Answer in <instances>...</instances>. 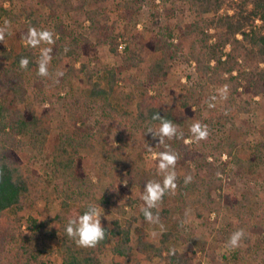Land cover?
Instances as JSON below:
<instances>
[{"label":"trees","instance_id":"16d2710c","mask_svg":"<svg viewBox=\"0 0 264 264\" xmlns=\"http://www.w3.org/2000/svg\"><path fill=\"white\" fill-rule=\"evenodd\" d=\"M14 1L0 0V22L9 19L16 28L19 41L23 42L22 37L30 27L45 30L44 25L50 19L55 44L48 46L53 49L49 76L41 77L37 61L44 44L31 48L23 43L16 51L0 42V264H104L102 257L108 250L112 254L108 264H140L133 259L135 253L147 260L159 258L165 264H201L194 253L190 255L170 246L183 240L184 234L188 235L181 221L173 219V213L191 208L198 219L204 218L206 213H220L222 199L217 201L212 196L216 185L214 180L192 177L191 182L185 184V177L176 173V190L166 193L158 208L153 210L159 215V221L166 225L159 243L150 241L141 229H135L136 248L132 245L133 226L139 220L146 221L141 207L135 209L138 214L129 217L128 208L137 207L138 201L128 192L134 186L144 188L148 181H153V171H147L143 159L139 158L121 177V181L127 182L126 186L109 187L102 193L100 183L118 160L134 148L135 131L149 133L151 129L155 132L154 126L160 124L152 119L156 113L172 121L178 135L171 140L165 138L163 144L149 142L146 146L148 153L172 151L178 155L176 166L196 163L210 173L225 153L244 174L250 176L259 171L264 159V142L258 143L250 157L244 159L235 153L236 142L231 139L210 137L199 147L186 145L189 134L183 128L189 121L201 118L198 102L210 87L228 86L227 107L214 109L210 115L212 121L223 120L228 124L250 110L248 102L246 105L238 102L243 93L251 92L254 96L264 93V0H180L186 2L197 17L183 32L194 35L188 53L169 27L160 28L146 44L132 37L115 35L114 27L107 24L109 16L97 8L107 0H41L40 3L19 0L22 5L18 10ZM159 1L160 4L156 0H125L120 9L126 16H131L150 2L158 23L159 10L172 0ZM6 3L10 6L6 7ZM44 8L49 14H45ZM65 16H73L76 25L68 29ZM83 22L89 24L86 29ZM92 36L97 42L108 44L111 52L121 58L122 64L106 66L97 55L92 56L96 52ZM119 38L125 44L123 51L119 49ZM146 50L160 53V57L146 69L145 80L123 77L125 71L145 62ZM82 56L91 59L88 64L81 63L77 67ZM22 57L29 60L27 69L20 68ZM178 58L196 62L198 80L182 92L172 90L173 104L168 108L164 95L166 80L170 64ZM57 71L64 73L58 82ZM77 78L87 80L89 87L76 88L74 80ZM122 82L133 89H120ZM28 88L32 89L31 97ZM58 90L66 91L64 109L80 118V127L74 135L58 134L53 162L46 172L54 180L53 196L60 201V209L53 220L29 216L27 229L30 234L27 235L19 213L47 200L50 191L45 178L31 166L32 157L23 162L21 153L27 147L41 153L46 147L54 129L55 108L51 106L39 112L37 106L53 99ZM83 107L99 111L94 124L82 117ZM194 107H197L196 111ZM222 125H212V128H221ZM112 133L116 134L117 141L113 146L109 143ZM83 151L91 153L98 182L84 168ZM209 158L214 161L209 162ZM162 180L160 174L157 182ZM225 200L237 225L224 232L218 231L217 240L227 245L233 232L240 229L245 232L240 247L231 249V263L264 264V207L254 210L256 203L252 194L243 195L241 199L228 196ZM89 205L115 208L119 219L103 226L105 239L95 248H81L67 237L65 226L69 219L83 214ZM52 222L58 225L56 229L51 227ZM254 234L261 236V248L257 253L251 246ZM188 237L193 239L191 234ZM46 239H58L60 263L49 261L45 249L34 250L30 246L34 240ZM207 254L213 263L222 264L217 262L215 252L208 251Z\"/></svg>","mask_w":264,"mask_h":264},{"label":"rangeland","instance_id":"374dc122","mask_svg":"<svg viewBox=\"0 0 264 264\" xmlns=\"http://www.w3.org/2000/svg\"><path fill=\"white\" fill-rule=\"evenodd\" d=\"M41 0H36V3H40ZM76 0H73V2ZM125 0H107L102 3L97 8L104 14L109 16L108 25L114 27L115 35H123L125 37H132L142 44H146L149 40L156 35L160 28H171L176 36L177 41L182 42L183 49L186 53L190 51L192 46L194 35H185L183 32L197 20L196 14L191 10L190 6L180 0H172L168 2L164 8H161L160 18L158 23L154 18V6L149 3L145 4L143 9L131 16H126L125 11L120 9V4H123ZM77 2V1H76ZM15 5L21 7L19 0L14 1ZM157 4H160L159 0H156ZM9 7V3L5 4ZM45 14H49L48 9L44 8ZM173 12V14H172ZM47 16V15H46ZM7 19V18H4ZM4 19L1 20L0 25L3 24ZM9 20V19H8ZM52 20H48L44 27L49 31L53 32L54 26L51 23ZM65 25L69 29L76 24L73 22V16H65ZM88 22H83V27L86 29ZM91 40L93 44L96 45V52L92 53L97 55L99 59L106 66H119L121 65V58L113 54L110 50V46L105 43H99L98 40L92 36ZM102 41H106L102 40ZM7 48H14L19 51L23 42L19 41L16 35V28L11 22V28L9 29V34L5 37V43L1 42ZM119 43H121L119 49L123 51L125 46L123 40L119 38ZM49 45L44 44L43 47H48ZM145 62L142 63L137 68H132L131 70L125 71L123 77L133 78L137 80H145L146 69L150 64L160 57V53H153L150 50L144 52ZM90 57L82 56L80 62L76 64L77 67L81 66V63L88 64ZM170 71L168 78L166 80L164 95L167 101V107H171L173 104V96L171 91L182 92L186 87H191L192 82L198 80V75L196 72V62L185 61L184 58H178L170 64ZM76 88H88L89 84L87 80L77 78L74 80ZM221 87L214 86L207 89L205 95L199 99L198 106H200L201 118L197 120L189 121L183 128V131L189 134V140L192 138L190 132L191 125L199 121L201 124L207 125L209 136L206 140L199 142L185 143L186 145H195L199 147L201 143L208 141L210 137H218L231 139L236 142L235 153L239 157L248 159L250 155L254 152V149L258 143L264 142V93L258 96H254L251 92L243 93L238 102L241 105H246L248 102L250 110L247 113L239 114L232 124L225 123L223 120L217 121L216 119L212 121L210 115L212 110L219 109L222 110L226 108V100L220 99L218 94V89ZM120 89L131 91L133 87L124 82L121 83ZM29 95L32 96V89H29ZM242 91V90H241ZM229 92L227 93V97ZM216 97V100H212V97ZM66 97L65 90H58L55 93L53 99L46 101L44 104H39L38 111L42 112L51 106L55 108V122L54 129L48 138L46 147L41 153H36L30 147H27L21 153V159L23 162H27L29 157L30 164L40 175H42L49 185L50 194L47 200L40 201L35 208L23 211L19 213L22 218V226L25 233L28 235L30 232L27 229V219L29 216L36 217L39 220H53L60 209V201L56 200L53 196V182L50 175L46 172L50 169L53 162V149L57 141L59 133L66 134H76L80 127V118L73 113H68L64 109V98ZM209 103H213L214 107H209ZM82 117L87 119L89 123L94 124L96 119L99 117V111L97 110H87L82 108ZM136 110L135 106L132 108ZM193 110H197L194 107ZM222 123L221 128H212V125H217ZM154 131H158L159 124L154 126ZM152 135V139L150 136ZM26 140L27 138H22ZM134 148L128 152V154L119 159L117 164L114 166L112 171L101 179L100 188L102 193L106 191L107 188H117L120 184L123 186L127 185V182L121 181V177L129 169H131L135 161L139 158L143 159L144 167L147 171H153L152 179L153 181L159 180L160 173L157 168L158 154L159 151H153L148 153L146 151V146L149 142L156 143L159 142V138L153 136V134L144 131H135L134 136ZM150 140V141H149ZM110 145H117L116 134L112 133L109 136ZM84 156L83 165L86 172L93 178L94 181L98 182V176L96 174L95 167L90 158L91 153L88 151H83ZM209 162H213V158L208 159ZM196 163L187 162L184 166H175V172L181 177H200L207 181L214 180L216 185L213 187L212 196L215 200L219 201L222 199V206L220 213L212 212L206 213V216L202 219H198L191 208H186L183 211L173 213V219L181 221L184 228L187 229L188 235H192L193 239H190L188 235L184 234L183 240L179 242L171 243V247L179 250L180 252H187L190 255L193 253L197 256V259L201 264H215L210 258L208 251L215 252L217 257V262L222 264H232L233 254L230 248L226 247L223 241L217 240L218 231H226L237 225V220L231 212V208L226 204L225 198L228 196L241 199L243 195L252 194L256 205L254 210L262 209L264 207V159L257 173L252 175H246L241 172V169L234 163V160L227 154H222L219 162L213 167L212 173L208 171L207 168H199ZM219 174V175H218ZM51 179V180H50ZM251 187V188H250ZM143 192V187L134 186L128 193L131 198L138 201L137 207L128 208L129 217L138 214V207L142 206L141 194ZM104 210V215L101 217L102 226H108L115 219H119L117 210L115 208H102ZM162 208L160 207V210ZM108 217V219L106 218ZM121 220H123L121 218ZM161 225L163 228H161ZM51 227L56 229L58 225L52 222ZM135 229H141L147 235V238L158 244L162 235V232L166 229V225L159 221V224H150L139 220L133 226V236L132 245L134 248L137 247V235L135 234ZM263 236V235H262ZM261 236L254 234L252 237L251 246L253 250L257 253V250L261 248L260 244ZM30 246L34 250L45 249L48 252V260L55 263L61 262V256L59 253V241L58 239H46V240H34L30 243ZM262 254L264 255V247L262 248ZM135 262L140 264H154L158 261V264H165L159 258L153 260H147L144 256L135 253L133 256ZM112 260V254L108 250L103 257L102 261L104 264L110 263ZM216 262V263H217Z\"/></svg>","mask_w":264,"mask_h":264},{"label":"clouds","instance_id":"9594fccd","mask_svg":"<svg viewBox=\"0 0 264 264\" xmlns=\"http://www.w3.org/2000/svg\"><path fill=\"white\" fill-rule=\"evenodd\" d=\"M10 28L11 21L4 19L3 24L0 25V42L5 43V37L9 34ZM22 40L25 46L31 48H37L41 44H55L54 36L51 31L46 29L37 30L35 27H30L27 30V33L22 37ZM52 51V47L40 48V56L37 61V65L38 75L41 77L49 76L48 66L52 60ZM67 51L68 50L65 49V52ZM19 65L21 69H27L29 65L28 58L22 57L19 61ZM55 75L58 82L59 78H62L64 73L62 71H57ZM227 93V85L218 89V94L222 100L227 99ZM211 99L216 100V97L214 96ZM214 106L215 105L213 103H209V107ZM152 119L160 121L158 131L153 132L151 129L149 130V133H152L154 138H159V144H163L165 138L171 140L177 137V127L172 121L162 118L159 113L154 114ZM190 132L192 134V138L186 140L185 143L206 140L209 136L207 125L201 124L199 121H196L191 125ZM149 149L151 150V148ZM177 161L178 155L172 151H162L158 154V163L156 166L159 173L163 176V180L162 182L148 181L145 184L140 197L143 201L140 211L147 223L159 224V215L154 214L153 210L158 208L166 193L174 192L177 188V175L174 170ZM191 180L192 177L187 176L185 177L184 182L185 184H188ZM103 215L104 210L99 207V205H89L83 214L67 221L65 226V233L67 237L73 239L77 246L81 248H95L105 239L106 235V229L101 224V217ZM106 218L108 219V217ZM161 228H163L162 225ZM244 238L245 232L243 229L237 230L231 234L226 247L230 249L238 248ZM154 264H158V261L154 262Z\"/></svg>","mask_w":264,"mask_h":264}]
</instances>
